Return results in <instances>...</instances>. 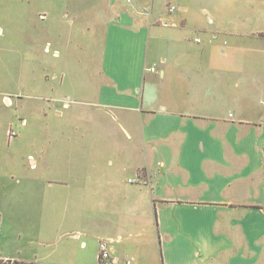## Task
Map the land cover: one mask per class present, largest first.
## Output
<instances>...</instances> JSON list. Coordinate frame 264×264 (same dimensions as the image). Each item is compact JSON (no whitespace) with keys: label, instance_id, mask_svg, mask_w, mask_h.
<instances>
[{"label":"crops","instance_id":"0c3cea01","mask_svg":"<svg viewBox=\"0 0 264 264\" xmlns=\"http://www.w3.org/2000/svg\"><path fill=\"white\" fill-rule=\"evenodd\" d=\"M167 1L98 0L102 38L45 96L48 135H7L34 151L9 153L24 226L1 257L98 264L105 241L110 264H264V0Z\"/></svg>","mask_w":264,"mask_h":264},{"label":"rangeland","instance_id":"374dc122","mask_svg":"<svg viewBox=\"0 0 264 264\" xmlns=\"http://www.w3.org/2000/svg\"><path fill=\"white\" fill-rule=\"evenodd\" d=\"M115 1L105 0L104 5L114 2V6L123 7L132 2ZM97 3L98 0H0V153L5 158H0L1 254L17 252L18 228L24 226L8 217V214L16 215L11 211L18 210V206L14 207L12 199L2 196V190L12 188L14 199L17 202L21 199V185L16 178L23 167L20 163L16 165L17 158L13 156L16 152L34 151L32 147L11 145L9 148L8 131L14 130L19 138L48 135L50 129L43 122L55 116L45 96L50 95V90H72L65 81L90 67L93 46L102 38L100 26L92 31L87 28L102 18ZM69 5L88 7V11L73 15L67 9ZM47 42H50L48 51ZM56 50L58 56L54 55ZM19 91L20 95L10 94ZM39 95L42 99L36 97ZM5 97L11 98L12 105L6 104ZM25 119L27 123L23 126ZM22 154L19 162H23Z\"/></svg>","mask_w":264,"mask_h":264},{"label":"built area","instance_id":"2783aa9c","mask_svg":"<svg viewBox=\"0 0 264 264\" xmlns=\"http://www.w3.org/2000/svg\"><path fill=\"white\" fill-rule=\"evenodd\" d=\"M125 1L131 2L133 0H125ZM167 8H168L169 13L176 12L177 11V8H178L177 0H168L167 1ZM165 24H168V22H165ZM195 41L196 42H202V38L200 36H197V37H195ZM49 47H50V44L47 45L46 51H48ZM54 55L55 56H58L59 55V51L56 50L55 53H54ZM150 70L152 72H155L156 71L155 66L152 67V68H150ZM4 101L6 102V104L12 105V100H11L10 97H5L4 98ZM26 123H27L26 120H22V125H25ZM8 134H9V136L14 137V136H16L17 133L14 130L10 129L8 131ZM138 180H139V178L136 177V178H130L128 181L130 183H134L135 184V183L138 182ZM0 261L12 263L14 261V259L4 258V257H1L0 256ZM98 261H99L98 264H110L111 255H110V252H109L108 244L105 241H101L100 244H99ZM1 263L2 262H0V264ZM131 263H132L131 260H127L126 261V264H131Z\"/></svg>","mask_w":264,"mask_h":264},{"label":"trees","instance_id":"16d2710c","mask_svg":"<svg viewBox=\"0 0 264 264\" xmlns=\"http://www.w3.org/2000/svg\"><path fill=\"white\" fill-rule=\"evenodd\" d=\"M0 262H2L1 264H40L37 262H29V261H23V260H14L12 263L3 262V261H0Z\"/></svg>","mask_w":264,"mask_h":264},{"label":"bare ground","instance_id":"6f19581e","mask_svg":"<svg viewBox=\"0 0 264 264\" xmlns=\"http://www.w3.org/2000/svg\"><path fill=\"white\" fill-rule=\"evenodd\" d=\"M137 177L139 178V176H137ZM140 177H141V175H140ZM135 178H136V177H135ZM129 179H130V178H129ZM129 179H128V180H129ZM128 182H129V181H128ZM129 183H130V182H129ZM133 184H134V183H133ZM135 184H136V183H135Z\"/></svg>","mask_w":264,"mask_h":264}]
</instances>
